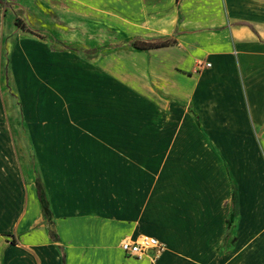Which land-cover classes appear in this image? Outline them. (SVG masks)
Listing matches in <instances>:
<instances>
[{
	"label": "crops",
	"instance_id": "crops-1",
	"mask_svg": "<svg viewBox=\"0 0 264 264\" xmlns=\"http://www.w3.org/2000/svg\"><path fill=\"white\" fill-rule=\"evenodd\" d=\"M48 1L177 45L145 86L0 0V264H264V0Z\"/></svg>",
	"mask_w": 264,
	"mask_h": 264
},
{
	"label": "rangeland",
	"instance_id": "rangeland-1",
	"mask_svg": "<svg viewBox=\"0 0 264 264\" xmlns=\"http://www.w3.org/2000/svg\"><path fill=\"white\" fill-rule=\"evenodd\" d=\"M54 3L48 0H25L22 9L28 12V18H26L27 14L25 13L24 18L17 21L19 22V27H28L29 31L31 30L39 37L50 39L51 41L54 37L52 31L60 29V36L58 37L62 44L74 34L70 29L65 31L66 33H63V30L78 28L79 31L75 33V46L69 49L76 48L89 59H96L104 54L118 56L119 61L124 63L126 75L134 76L135 78L139 77L141 84L148 86L149 54L139 53L128 47V44L137 38L134 37L132 32L118 28L111 21L109 23L102 22V24H97L93 27V22L97 21L93 20L94 18L74 12L69 8L68 4L58 6ZM11 6H16V3H11ZM40 26H45L47 30L41 29ZM140 28L141 30H148V25L142 24ZM135 36L137 35L135 34ZM118 46H125V48L117 50ZM12 95L15 98L14 93ZM20 115L19 105L16 103L15 117L19 119ZM19 121L21 124V120ZM29 155L32 157L30 149ZM33 170L36 171L34 161Z\"/></svg>",
	"mask_w": 264,
	"mask_h": 264
},
{
	"label": "built area",
	"instance_id": "built-area-1",
	"mask_svg": "<svg viewBox=\"0 0 264 264\" xmlns=\"http://www.w3.org/2000/svg\"><path fill=\"white\" fill-rule=\"evenodd\" d=\"M122 249L127 255L133 258L140 259L149 256L157 260L165 253L166 245L157 238L142 236L137 241L125 240L122 243Z\"/></svg>",
	"mask_w": 264,
	"mask_h": 264
},
{
	"label": "trees",
	"instance_id": "trees-1",
	"mask_svg": "<svg viewBox=\"0 0 264 264\" xmlns=\"http://www.w3.org/2000/svg\"><path fill=\"white\" fill-rule=\"evenodd\" d=\"M19 22H16V25L19 26ZM30 33L37 35L33 31H29ZM177 41L173 39L172 37H166V38H159V39H146V38H138L134 41H132L130 44H128V47L132 48L135 51H150V50H155V49H162L166 47H171V46H176ZM6 58H7V53H6ZM8 68H6L7 71ZM40 191V198L42 200V203L44 204V211L47 214L48 212V204L46 200V196L43 194V191L41 187H39ZM236 202L234 198V203ZM229 225V230H228V236L226 239L229 238V233L231 231L232 223L231 221L228 223ZM236 239L233 240V244H235Z\"/></svg>",
	"mask_w": 264,
	"mask_h": 264
}]
</instances>
